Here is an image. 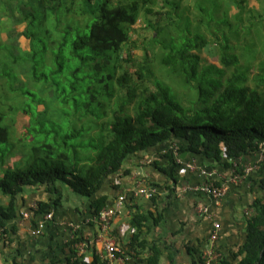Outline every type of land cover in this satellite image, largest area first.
I'll list each match as a JSON object with an SVG mask.
<instances>
[{
	"label": "trees",
	"instance_id": "trees-1",
	"mask_svg": "<svg viewBox=\"0 0 264 264\" xmlns=\"http://www.w3.org/2000/svg\"><path fill=\"white\" fill-rule=\"evenodd\" d=\"M36 1L30 6L28 0L31 11L22 8L18 16L6 6L15 18L12 26L25 22L21 35L28 47L19 46L16 33L10 43L0 40L1 234L19 213L18 199L26 186L43 185L50 195L37 200V209L29 208L36 224V218L60 204L59 184L86 198V213L88 209L96 218L114 196L111 178L122 170L128 173V159L143 151L158 148L164 165L155 161L154 166L177 180L180 164L173 149L161 153L170 143L179 153L213 160L229 173L232 168L242 172L238 163L234 166L238 160L262 154L255 181L264 185V60L254 67L257 53L264 54V21L252 32L247 25L249 11H261L264 0H257L255 9L246 0H234L222 13L198 18L197 31L182 33L184 38L170 32L178 15L190 30L185 21L190 5L182 6L183 0H161L158 9V0ZM207 2L193 0L194 17L207 12ZM215 2L211 0L212 7ZM232 8L237 11L231 13ZM141 12L148 22L147 15L153 17L154 33L163 35L162 42L152 34L141 57L123 56ZM158 44L156 56L175 75L174 87L158 80L152 89L144 85L152 73L149 56ZM204 47L219 50L218 60L227 67L235 64L233 51L238 50L248 63L246 72L222 82L214 67L200 70L198 53ZM34 86L47 97L36 94ZM180 90L187 95L185 102L177 99ZM105 183L110 195L97 196ZM250 207L243 241L235 251L220 252L217 264H264V194ZM148 219L147 214H132L134 264H157L160 255L153 245L139 256L146 246L138 242V233ZM78 233L73 245L83 240ZM71 251L67 264H107L97 252L86 259Z\"/></svg>",
	"mask_w": 264,
	"mask_h": 264
},
{
	"label": "crops",
	"instance_id": "crops-1",
	"mask_svg": "<svg viewBox=\"0 0 264 264\" xmlns=\"http://www.w3.org/2000/svg\"><path fill=\"white\" fill-rule=\"evenodd\" d=\"M171 145L167 148L165 145L161 153L170 150ZM150 150L152 152L143 151L128 159V173L122 170L111 178L112 186L117 187L115 192L122 191L128 198L120 213L114 216L110 233L101 230L88 209L86 213V198L59 184L63 196L60 204L52 210L53 218L47 220L43 233L33 236L31 230L35 224L32 217L30 213L24 217L22 212H30L34 202L46 200L50 195L43 185L26 186L18 199L19 213L10 221L8 232L0 236V264H67L71 249L77 251V245L72 241L79 231L83 236L82 255L86 259H91L94 252L103 256L104 242L109 239L114 240L123 252L114 264H134L131 254L135 251L129 247L135 232L131 224L134 213L147 214L149 218L138 233V242L146 246L139 256L143 258L148 248L154 245L160 252L157 264H201L199 254L210 243L214 222L220 224L215 242L219 254H227L230 249L235 251L243 241L245 210L251 208L254 198L264 194V185L258 184L259 179L255 181L257 174L252 175L254 171L247 173L239 183H233L230 180L232 169L229 173L213 160L186 152L180 157L177 180L173 181L154 166L155 161L159 166L164 165L156 153L158 148ZM190 165L195 168L190 169ZM200 169L212 172L215 183H225L226 191L219 201L190 189L205 182ZM141 185L153 189L154 196L148 198L137 194ZM104 193L110 195L108 183L97 196ZM4 201L6 199L2 198L1 202ZM42 217L36 218L35 223ZM121 227L124 229L122 233Z\"/></svg>",
	"mask_w": 264,
	"mask_h": 264
},
{
	"label": "rangeland",
	"instance_id": "rangeland-1",
	"mask_svg": "<svg viewBox=\"0 0 264 264\" xmlns=\"http://www.w3.org/2000/svg\"><path fill=\"white\" fill-rule=\"evenodd\" d=\"M27 1L28 0H0V40L5 42V43H10L11 42V33H16V40L19 44V46H22L23 48L28 47L27 45V41L26 38L21 35V31L23 30L24 26H25V22L21 23V24H15L14 26H12V21L15 19L13 18V14H15L14 16H18L21 13V9L24 8L28 11H31L30 6L33 4H36L37 1L36 0H31L30 6L27 5ZM211 0H208V6L209 9L207 10V12L205 13H199L197 12V14H195L196 16H193V13H195V9H194V5L191 8V4H193V0H183L182 2V6L183 5H190L189 10L187 12L188 15H190V18L185 17V21L186 24L190 23V30L187 28L185 29V24H184V20L182 19L181 15H178L179 17V22L175 23V26L173 25L172 28L170 29L171 33H177L181 36V38H184L186 34V32H196L197 31V26L199 25L197 22V19L202 17V20L207 19V17H211V13L214 12H220L222 13L224 11V9L226 7H228L229 5L233 6L232 3L234 2V0H218V2H215V6H211L210 4ZM33 3V4H32ZM158 4H161V0L157 1V5H155V9H158ZM246 5L248 8L250 9H255V8H259V4L257 0H246ZM6 6H8L9 10H12V13L8 15V9L6 8ZM197 7V5H196ZM215 7V8H214ZM264 7L262 8L261 11H256V10H251L249 11V15L248 18H250L249 21H247V25H248V31H253L254 29H256L258 27V25H260L262 23V21H264ZM180 10V9H179ZM237 9H233L231 13L236 12ZM209 12V13H208ZM219 13V14H220ZM198 15V17H197ZM148 18H150L151 22H148L145 18L144 12L140 13V17L137 20L134 29L130 32L131 35V41L130 43L126 44L125 47L123 48V56L126 55L127 52H129L130 54L134 55V57H141L143 55V52L145 50L146 47H149V45L151 44V40L150 37L152 34H154V36L156 38L159 39L160 42H162L163 39V35L161 34H157L154 33V29H153V17L151 15H147ZM223 17V16H222ZM216 21H220L218 19H215ZM208 21V20H206ZM205 21V22H206ZM182 22V25H181ZM204 22V23H205ZM13 29V30H12ZM177 31V32H176ZM184 33V34H182ZM10 34V35H9ZM158 42V43H160ZM170 42H168L169 44ZM161 44H158L155 47V55H150L149 56V62L151 65V74L149 75L148 78H146L144 80V85L145 86H149L150 89H152L153 85L155 84L156 80L161 81L164 85H167L169 87H174L177 84H175V75H173L169 70L170 67H168V65L164 64L161 60L160 57H157L156 54L159 52L158 46H160ZM218 45H216L215 47L217 48ZM216 48L212 49L208 51L205 47L203 48V50L201 51V53H198L200 55V70H208L211 69L212 67L215 68L216 73L219 75V79L222 82H225L226 80L232 78L236 72H246V67L248 66V63L245 61V58L242 57L240 55V52L238 50H234L233 53L234 55H236L237 60L235 62L234 65L232 66H223L219 60H218V53L219 50H217ZM264 60V54H262L261 52H258L255 60H254V67L258 64H260V62ZM171 74V75H170ZM214 75V74H213ZM212 75V76H213ZM216 76V75H215ZM247 76H248V83H252L254 80V73L253 70L249 69L247 72ZM211 77V76H210ZM35 88V93L38 94L39 96L42 97H47V95L42 92L40 90V86H34ZM179 93L181 95H179V98H177L178 100H182L183 102L186 101L185 96V92L183 90H180ZM50 126V125H48ZM53 129H58L55 126L52 127ZM245 161L244 160H238V162L234 163L235 164L238 163L239 167L241 168L242 172L238 173L239 175L241 174L243 176V174H245L244 168L245 167H252V165L254 164H259V168L261 163L263 162V155L259 154L256 156H246ZM237 166V165H236ZM259 168H256V170H254L253 174H256L259 170ZM233 169V168H232ZM251 173V172H250Z\"/></svg>",
	"mask_w": 264,
	"mask_h": 264
},
{
	"label": "built area",
	"instance_id": "built-area-1",
	"mask_svg": "<svg viewBox=\"0 0 264 264\" xmlns=\"http://www.w3.org/2000/svg\"><path fill=\"white\" fill-rule=\"evenodd\" d=\"M171 148L173 149V153L177 158V162L180 161V153L178 150V146L176 144H172ZM189 165V164H188ZM237 165V164H235ZM195 165L192 166L190 165V169H194ZM256 168H259V164H254L252 165V167H245L244 171L245 174L250 173L254 170H256ZM200 173L203 174L206 178L205 182L201 185H197V186H193L190 189L194 190V191H199L202 193H205L207 195H209L213 200L215 201H219V199L225 194L226 191V186L225 183H221L219 186L215 185V180L213 179V173L206 170V169H200ZM239 172H236L235 169H232V174L230 177L231 182L233 183H239L244 177L245 174H243V176L240 174H238ZM137 194L146 196L148 198H152L154 196L155 191L153 189H149L145 186H138L137 188ZM127 200V195L126 193L119 191V192H115L114 196L111 200V203L108 204L107 206L103 207L100 212L98 213V216L96 217V220L101 228V230L105 233H110V231L112 230V221L115 215H117L118 213H120V211L123 209L125 202ZM31 208L33 210L37 209V203L34 202L31 205ZM201 211H205V210H201ZM29 211H24L22 212V215L24 217H28L29 216ZM252 213V209L251 208H247L245 210V215L248 218ZM53 218V213L52 211H49L47 213H45L42 217L41 220H38V222H36V224L34 225V227L31 230V234L33 236H38L40 234L43 233V229L45 227V223L47 222V220H50ZM220 224L218 222H214L213 223V229L210 233V243L207 247H205L202 252H201V264H217L218 260H219V252L217 250V248L215 247V242L218 238V228H219ZM120 232H124V229L121 227ZM2 234L0 233V236ZM77 254L80 256L83 253L84 250V244L82 241L77 242ZM104 254H103V258L106 260L107 264H114V261L119 257V255L122 252V249L117 246L116 242L114 240H105L104 242Z\"/></svg>",
	"mask_w": 264,
	"mask_h": 264
},
{
	"label": "water",
	"instance_id": "water-1",
	"mask_svg": "<svg viewBox=\"0 0 264 264\" xmlns=\"http://www.w3.org/2000/svg\"><path fill=\"white\" fill-rule=\"evenodd\" d=\"M186 152H183L180 154V157L182 158Z\"/></svg>",
	"mask_w": 264,
	"mask_h": 264
},
{
	"label": "clouds",
	"instance_id": "clouds-1",
	"mask_svg": "<svg viewBox=\"0 0 264 264\" xmlns=\"http://www.w3.org/2000/svg\"><path fill=\"white\" fill-rule=\"evenodd\" d=\"M181 154V153H180Z\"/></svg>",
	"mask_w": 264,
	"mask_h": 264
}]
</instances>
